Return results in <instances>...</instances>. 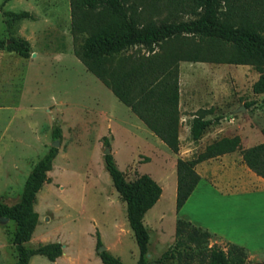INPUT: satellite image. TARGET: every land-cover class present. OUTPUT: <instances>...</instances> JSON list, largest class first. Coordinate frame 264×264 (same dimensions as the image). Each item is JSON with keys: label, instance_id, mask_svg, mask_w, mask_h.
Here are the masks:
<instances>
[{"label": "rangeland", "instance_id": "1", "mask_svg": "<svg viewBox=\"0 0 264 264\" xmlns=\"http://www.w3.org/2000/svg\"><path fill=\"white\" fill-rule=\"evenodd\" d=\"M23 10L33 17L11 26L6 11ZM13 38L29 40L30 57L9 49ZM0 40L5 41L0 47V195L6 202L20 200L33 167L57 148L49 180L37 194L40 218L27 244L60 242L66 264H90L89 254L100 252V235L107 251L124 264H137L140 248L127 203L106 168L110 149L127 180L147 173L165 186L162 200L144 219L150 232V264H202L196 251L158 262L175 244L177 220L182 217L171 180L160 169L162 157L170 163L171 150L76 56L70 0H0ZM259 76L252 65L182 61L183 107L190 97L197 112L212 107L223 118L225 135H235L241 128L262 131L264 93L253 90ZM187 119L181 128L180 153L193 151V157L205 150L212 136L208 127L200 140H193L189 128L193 118ZM253 142L244 138L243 146ZM15 230L14 220L0 217V264L17 260ZM226 242L214 236L208 246ZM248 261L264 264V255L253 257L249 252ZM30 264L55 263L37 254Z\"/></svg>", "mask_w": 264, "mask_h": 264}, {"label": "trees", "instance_id": "2", "mask_svg": "<svg viewBox=\"0 0 264 264\" xmlns=\"http://www.w3.org/2000/svg\"><path fill=\"white\" fill-rule=\"evenodd\" d=\"M70 4L71 30L78 42L76 56L175 153L181 149L182 61L252 65L260 73L253 90L264 93V0H70ZM6 12L11 26L33 17L27 10ZM4 44L0 40V47ZM9 49L23 57L32 53L25 38H13ZM207 113L201 110L192 120L195 141L212 122L206 118ZM56 135L60 136L59 129ZM238 150L248 167L264 178V142L243 148L240 135L222 137L197 156L178 158L177 212L201 180L196 166ZM56 155L57 148L52 147L36 163L19 201L10 204L0 195V217L16 222L15 264H30L37 254L56 261L63 254L60 242L36 247L27 244L39 223L37 194L49 180ZM105 161L115 188L127 203L128 220L140 248L137 264H150V232L144 219L163 188L147 173L127 180L111 153L105 155ZM214 236L209 229L179 217L175 244L158 262L196 251L203 257L202 264H251L249 251L242 245L228 241L226 246L209 247ZM97 241L102 246L100 235ZM99 255L104 264H124L107 250Z\"/></svg>", "mask_w": 264, "mask_h": 264}, {"label": "crops", "instance_id": "3", "mask_svg": "<svg viewBox=\"0 0 264 264\" xmlns=\"http://www.w3.org/2000/svg\"><path fill=\"white\" fill-rule=\"evenodd\" d=\"M99 80L105 84L101 79ZM105 86L107 85L105 84ZM194 101V97H190L187 106L183 107L182 93L180 92L181 128L183 126V121H187L188 117L194 118L198 113L197 111L199 109L195 106ZM205 110L208 111L206 118L212 121L207 129L209 136H212V141L210 143L222 137L230 136L222 133L223 118L219 115H215L212 107L208 109L205 108ZM189 128L191 129V124ZM243 131L244 129L241 128L236 132L237 134H235L241 136L243 148H248L264 142L263 131L258 132L253 128L248 132ZM153 134L155 133L153 132ZM156 137L165 144L157 135ZM244 138L253 139L254 142L251 146L245 147L243 146ZM191 153H193V151L175 153L171 150L170 163L167 159L161 158L160 169L165 175V179L171 180L172 188L174 193L176 192V195L178 188V158H192ZM196 169L201 175V180L179 211L181 216L187 218L196 225L209 229L215 236H221L227 242L230 241L244 246L253 257L264 255V178L248 167L243 161L240 150L205 160L199 163ZM161 186L163 192L155 206L164 196L165 186ZM162 215L163 214L160 216ZM65 254L66 252L64 250L63 254L53 262L55 264H66L64 261ZM88 262L90 264H104L99 254L92 253L89 254Z\"/></svg>", "mask_w": 264, "mask_h": 264}, {"label": "water", "instance_id": "4", "mask_svg": "<svg viewBox=\"0 0 264 264\" xmlns=\"http://www.w3.org/2000/svg\"><path fill=\"white\" fill-rule=\"evenodd\" d=\"M243 108H246V106H244ZM240 109H242V108H240ZM60 143H59V141H56V143H54V146H58ZM111 150L109 149L108 151H107V153H109ZM4 220H8L9 218H7V217H5V218H3ZM107 249V247L106 246H104V245H102V246H100V248H99V250L100 251H104V250H106ZM255 264H258V263H255Z\"/></svg>", "mask_w": 264, "mask_h": 264}]
</instances>
